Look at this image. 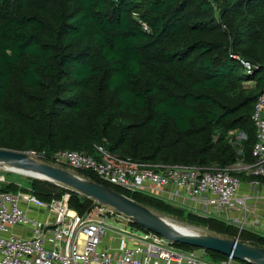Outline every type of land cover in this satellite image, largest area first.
Returning <instances> with one entry per match:
<instances>
[{
    "label": "trees",
    "instance_id": "16d2710c",
    "mask_svg": "<svg viewBox=\"0 0 264 264\" xmlns=\"http://www.w3.org/2000/svg\"><path fill=\"white\" fill-rule=\"evenodd\" d=\"M236 56L258 68L247 74ZM263 89L264 0H0V149L45 152L42 162L55 166L59 151L95 155L99 145L149 164L251 163ZM239 132L247 137L238 142ZM75 173L211 236H238L222 221ZM31 186L46 202L69 194L80 215L98 203L49 181ZM240 242L264 248L258 234Z\"/></svg>",
    "mask_w": 264,
    "mask_h": 264
},
{
    "label": "built area",
    "instance_id": "2783aa9c",
    "mask_svg": "<svg viewBox=\"0 0 264 264\" xmlns=\"http://www.w3.org/2000/svg\"><path fill=\"white\" fill-rule=\"evenodd\" d=\"M235 58L247 74L258 68ZM262 91L252 114L256 142L251 163L241 158L225 168L149 164L112 155L103 145L96 146L95 155L59 151L53 161L56 167L74 173H93L127 193L153 197L198 217L234 226L238 230L236 242L243 232L264 236ZM25 153L35 160L45 157L40 152ZM0 183L18 187L17 192L0 188V264H240L233 257L213 262L204 250L180 249L175 242L148 230L120 229L112 223L133 227L135 222L110 206L97 203L80 215L70 208L69 194L46 202L37 198L32 186L26 188L4 177Z\"/></svg>",
    "mask_w": 264,
    "mask_h": 264
},
{
    "label": "water",
    "instance_id": "95a60500",
    "mask_svg": "<svg viewBox=\"0 0 264 264\" xmlns=\"http://www.w3.org/2000/svg\"><path fill=\"white\" fill-rule=\"evenodd\" d=\"M0 164L31 171L38 176L33 178L45 180L76 191L102 205H107L118 212L131 217L134 222L150 232H154L176 244H184L202 250L222 253L243 263L264 264V248L251 246L218 238L201 235L195 232L179 234L175 232L166 218L152 209L145 207L125 195L94 181H88L68 170L41 163L27 153L8 149H0Z\"/></svg>",
    "mask_w": 264,
    "mask_h": 264
},
{
    "label": "rangeland",
    "instance_id": "374dc122",
    "mask_svg": "<svg viewBox=\"0 0 264 264\" xmlns=\"http://www.w3.org/2000/svg\"><path fill=\"white\" fill-rule=\"evenodd\" d=\"M209 1H214V0H209ZM215 9L217 10L216 7H215ZM235 136H236V139L237 140H245L246 137H247L244 132L236 133ZM18 152H21V151H18ZM25 152H27V151H24V153ZM40 153H43V152H40ZM45 155H49V154L46 153ZM55 155L56 154H53V155H51V157H54ZM36 160L39 161V162H41V163H43L40 159H36ZM53 166H55V165H53ZM67 170L70 171V172H72V173H74V171H72L69 168ZM74 174H76V173H74ZM76 175H78V174H76ZM3 177L6 178L7 181H12V182L20 183V184H22L26 188L29 187V186H31L32 183H33V181H34V179H35L33 177L25 176V175L20 174V173H17L16 174L15 172L7 171V170H5L3 168V166L0 165V179H2ZM3 185H7V184L6 183H0V188H2ZM3 187H5V186H3ZM154 212L157 213L156 211H154ZM157 214L160 215L159 213H157ZM160 216H162V215H160ZM162 217L168 219L169 221H171L173 223L178 224L179 226H183V227L189 229L192 232H195V233H198V234H201V235H211V233L206 228L188 225V224H186L184 222H180L179 220H177L175 218H172V217H168V216H162ZM112 224H114L115 226H117L120 229L126 228V229L134 230V231L137 232L136 228L131 227L130 225H124L123 223H119V222H116V221L113 222Z\"/></svg>",
    "mask_w": 264,
    "mask_h": 264
},
{
    "label": "bare ground",
    "instance_id": "6f19581e",
    "mask_svg": "<svg viewBox=\"0 0 264 264\" xmlns=\"http://www.w3.org/2000/svg\"><path fill=\"white\" fill-rule=\"evenodd\" d=\"M0 165L3 166V168H4L5 170H7V171H12V172L20 173V174H23V175H25V176H30V177H33V176H34V177H35V176H38V177H39L38 174H35V173L31 172V171H24V170H20V169H18V168L8 167V166L2 165V164H0ZM166 221L170 224L171 228H172L175 232H177V233H179V234H189V233H193V232L190 231L189 229H187V228H185V227H183V226H179L178 224L173 223V222L169 221L168 219H166Z\"/></svg>",
    "mask_w": 264,
    "mask_h": 264
}]
</instances>
